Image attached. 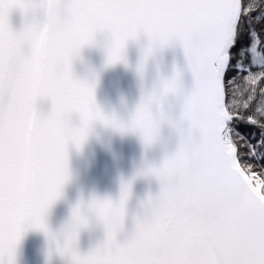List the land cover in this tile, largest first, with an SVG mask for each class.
Instances as JSON below:
<instances>
[{
  "label": "snow or ice",
  "instance_id": "obj_1",
  "mask_svg": "<svg viewBox=\"0 0 264 264\" xmlns=\"http://www.w3.org/2000/svg\"><path fill=\"white\" fill-rule=\"evenodd\" d=\"M53 4L70 20L55 35L42 21ZM14 12L24 18L18 30ZM98 36L105 67L127 66V45L145 37L135 68L141 78L156 49L179 44L191 87L184 90L176 73L142 91L126 121L105 113L98 77L73 71ZM170 98L178 115L165 111ZM39 101L49 103L46 112ZM97 123L137 134L145 147L167 124L178 137L174 150L136 176L154 177L169 192L211 189L219 199L199 248L177 242L142 264H264V0H0V264H17L29 229L43 232L68 264H132L128 232L118 237L136 176L121 182L118 199L78 201L58 233L45 223L69 179V146L79 150ZM89 217L103 236L82 253L77 241Z\"/></svg>",
  "mask_w": 264,
  "mask_h": 264
},
{
  "label": "water",
  "instance_id": "obj_2",
  "mask_svg": "<svg viewBox=\"0 0 264 264\" xmlns=\"http://www.w3.org/2000/svg\"><path fill=\"white\" fill-rule=\"evenodd\" d=\"M10 23L16 30L22 27L24 18L14 12ZM147 44L141 36L129 42L125 50V61L105 67V38L97 37V42L82 49L73 64V71L79 78L98 77L95 89L97 103L105 113H115L118 118L127 120L138 103L141 92H150L162 78H171L179 73L184 90L191 87L192 77L187 69L183 48L179 44H169L156 49L145 66L143 78L135 68L140 59L141 48ZM50 107L47 101H39L38 109L46 112ZM165 111L178 115L174 98L164 105ZM177 134L167 124L162 126L158 139L145 147L134 133L121 135L100 124L93 126L88 139L79 150L69 146V179L63 187L59 199L48 209L45 223L52 233H58L67 223L71 209L80 200L87 203L92 197L118 199L121 182H127L136 173L151 164H159L166 153L174 150ZM154 177L136 176L127 206L124 230L120 237L132 228V215L137 201L158 190ZM103 236V227L95 217H89L88 226L81 230L77 247L80 252L88 251ZM17 264H68V258L55 251V243L49 241L43 232L29 229L17 247Z\"/></svg>",
  "mask_w": 264,
  "mask_h": 264
},
{
  "label": "clouds",
  "instance_id": "obj_3",
  "mask_svg": "<svg viewBox=\"0 0 264 264\" xmlns=\"http://www.w3.org/2000/svg\"><path fill=\"white\" fill-rule=\"evenodd\" d=\"M42 21L53 35L70 25L67 14L55 4L45 11ZM219 210V199L211 189L194 194L188 189L169 192L158 187L154 194L137 201L128 231L127 258L132 264L163 258L177 242L199 248L204 235L201 230L211 227Z\"/></svg>",
  "mask_w": 264,
  "mask_h": 264
}]
</instances>
